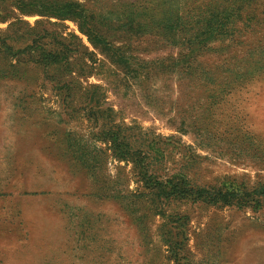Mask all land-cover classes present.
Returning a JSON list of instances; mask_svg holds the SVG:
<instances>
[{
	"label": "rangeland",
	"instance_id": "374dc122",
	"mask_svg": "<svg viewBox=\"0 0 264 264\" xmlns=\"http://www.w3.org/2000/svg\"><path fill=\"white\" fill-rule=\"evenodd\" d=\"M0 264H264V0H0Z\"/></svg>",
	"mask_w": 264,
	"mask_h": 264
},
{
	"label": "trees",
	"instance_id": "16d2710c",
	"mask_svg": "<svg viewBox=\"0 0 264 264\" xmlns=\"http://www.w3.org/2000/svg\"><path fill=\"white\" fill-rule=\"evenodd\" d=\"M176 29V28H175Z\"/></svg>",
	"mask_w": 264,
	"mask_h": 264
}]
</instances>
